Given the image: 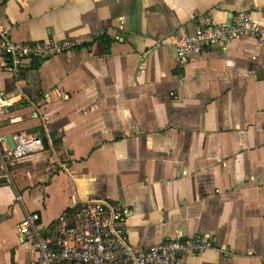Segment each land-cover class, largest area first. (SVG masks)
Returning a JSON list of instances; mask_svg holds the SVG:
<instances>
[{
    "label": "crops",
    "instance_id": "0c3cea01",
    "mask_svg": "<svg viewBox=\"0 0 264 264\" xmlns=\"http://www.w3.org/2000/svg\"><path fill=\"white\" fill-rule=\"evenodd\" d=\"M264 0H0L16 41L79 38L70 53L16 72L0 57V153L16 134L49 147L0 182V264H30L27 213L50 226L90 196L130 209L133 244L211 235L181 264H264V43H217L185 65L176 40L231 23Z\"/></svg>",
    "mask_w": 264,
    "mask_h": 264
},
{
    "label": "built area",
    "instance_id": "2783aa9c",
    "mask_svg": "<svg viewBox=\"0 0 264 264\" xmlns=\"http://www.w3.org/2000/svg\"><path fill=\"white\" fill-rule=\"evenodd\" d=\"M255 39L264 43V29L253 11L241 10L231 23L202 21L176 40L177 62L185 65L207 47L233 40ZM79 38L40 42L16 41L10 28L0 19V57L18 72L34 60H46L84 47ZM13 98L0 90V114L7 112ZM42 135L18 133L16 147L0 153V182L12 180L10 168L16 162L46 150ZM130 209L109 197L90 196L72 211H65L48 227H41L38 212L25 215L20 234L38 251L30 264H181L187 255H199L213 247L211 235L178 236L152 245H135L130 240L126 217ZM9 264H19L17 262Z\"/></svg>",
    "mask_w": 264,
    "mask_h": 264
},
{
    "label": "water",
    "instance_id": "95a60500",
    "mask_svg": "<svg viewBox=\"0 0 264 264\" xmlns=\"http://www.w3.org/2000/svg\"><path fill=\"white\" fill-rule=\"evenodd\" d=\"M42 139H43L45 147L48 148L49 147L48 138L46 136H44V137H42ZM9 143H10V146L12 149H14L16 147L15 141H14L12 136L9 137Z\"/></svg>",
    "mask_w": 264,
    "mask_h": 264
}]
</instances>
